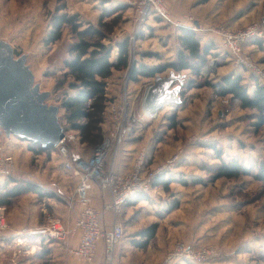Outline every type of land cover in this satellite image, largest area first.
<instances>
[{
    "label": "rangeland",
    "instance_id": "374dc122",
    "mask_svg": "<svg viewBox=\"0 0 264 264\" xmlns=\"http://www.w3.org/2000/svg\"><path fill=\"white\" fill-rule=\"evenodd\" d=\"M140 1L0 0V40L13 47L16 57L27 56L35 82L42 91L51 94L48 103L58 105L68 88L65 85L62 90H56V86L64 80V61L74 39L68 29L52 46L45 47L43 39L49 30L51 15L63 4L66 6L63 13L78 14L83 22L94 25L105 9L125 7L115 12L119 21L106 43L115 44L129 38L131 63L142 62L148 66L168 63L178 48L180 24L197 21L199 27L195 23L193 27L196 31L200 29L198 35L202 42L212 43L214 49L208 55L201 75H189V80L184 79L181 104H173L169 97L171 103H164L156 119L144 116L147 88L156 83L157 77L168 78L170 72L134 82L129 80L127 71H120L114 74L109 85V96L113 99L109 106L115 102L126 105L130 118L124 137L129 141L113 148L108 167L115 164L121 170H128L143 153L146 154L145 168L156 171L172 156L180 154V160L172 170L159 176H176L187 182L173 183L169 191L163 187L153 188L147 202L125 211V216L130 214L129 225L126 226L125 237L117 245L113 264H127L122 256L129 251V242L141 240L137 239V234L153 224L159 227L156 238L150 253L145 252L141 261L151 257L159 259L157 250H160V260H163L177 242H191L216 251L215 260L213 258L207 264H264L262 183L251 176L239 179H214L212 176L224 161L236 160L245 167L264 162V131L257 132L253 125L256 112L242 110L238 100L221 97L217 91L220 80L231 74L241 75L250 92L257 84L264 86V39L262 47L252 46L253 43L249 42L244 48L253 65L250 68L229 58L220 45V37L212 32L219 28L238 30L252 25L264 30V0H168L171 21L161 18L164 22L154 13L140 22L136 11ZM111 19L106 17L104 21ZM148 53L158 57L145 56ZM158 84L156 95H167L177 82L166 87L159 81ZM172 116L174 127L171 125ZM102 128L104 135L112 128L110 117ZM1 132L0 129V139ZM12 138L10 141L16 143L14 152L18 169L13 174L14 178L35 181L44 191L59 198L62 204L72 198L76 179L64 170L58 150L54 148L50 154L37 156L28 152V143L20 145L22 141ZM67 147L74 157H89L95 149V146L77 140L67 142ZM216 150L222 152V159H217ZM60 179L65 180L63 187L58 184ZM174 202L178 207L168 213L167 208ZM2 208L5 215L6 209ZM131 257V261L139 262L135 253Z\"/></svg>",
    "mask_w": 264,
    "mask_h": 264
},
{
    "label": "trees",
    "instance_id": "16d2710c",
    "mask_svg": "<svg viewBox=\"0 0 264 264\" xmlns=\"http://www.w3.org/2000/svg\"><path fill=\"white\" fill-rule=\"evenodd\" d=\"M124 8L105 9L97 25H94L83 22L78 14L63 13L62 11L66 9L65 4H63L51 15L49 30L43 39L44 46L49 47L62 39L66 29L70 30L74 40L68 48L67 58L64 61V80L56 86V90H62L65 85L68 88L64 91L63 98L57 105L60 108L59 120L66 133L70 131L77 133L81 143L95 146V148L105 137L102 125L109 118L108 107L113 101L109 96V85L116 72L127 71L129 80L134 82L142 79H153L167 72L187 73V75L198 77L207 64L208 55L214 49L212 43H202L198 35L199 32L180 26L177 35L178 48L173 61L154 66H148L142 62L131 63L129 38L116 41L115 44L106 43L119 21V16H115V12ZM106 17L112 19L104 21ZM251 42L260 47L263 45L262 40L257 39ZM145 56L158 57L157 54L152 53ZM187 87H190V84ZM218 87L219 96L238 100L242 110L255 111L254 128L257 132L264 131L263 85L257 84L250 92L243 84L241 75L231 74L223 77L218 83ZM181 92L180 97L184 95V91ZM170 119L171 125L174 127V117L172 116ZM28 146L29 150L37 156L50 154L54 150V147L42 148L30 142ZM215 155L217 159H222L220 150H216ZM13 174H4L7 179L0 190V206L10 207L16 198L27 193H35L42 197L53 196V194L44 191L38 184L30 180H19L14 178ZM212 176L214 179H239L243 176H251L262 183L264 187V162H256L254 165L245 167L236 160L228 163L224 161ZM176 181L187 184L183 180H176L173 177L166 178L165 175H161L155 178L153 188L163 187L165 191H169V186ZM135 198L137 201L149 199L146 195H138ZM177 207V202H174L166 211L171 213ZM157 228L158 225L153 224L146 230L139 232L137 236L141 240L134 241L135 246L146 249L155 238ZM101 243L104 246L103 242Z\"/></svg>",
    "mask_w": 264,
    "mask_h": 264
},
{
    "label": "built area",
    "instance_id": "2783aa9c",
    "mask_svg": "<svg viewBox=\"0 0 264 264\" xmlns=\"http://www.w3.org/2000/svg\"><path fill=\"white\" fill-rule=\"evenodd\" d=\"M176 2L177 0H170ZM168 0H141L136 5L138 20L144 22L149 15L171 21ZM182 26V24H180ZM196 31V28H192ZM219 36V42L224 47L228 56L233 58L238 65L253 67L249 58L245 55V45L253 40H263L264 30L256 25L247 26L238 30L224 28L212 31ZM159 80L151 84L150 100H158L156 95ZM219 87H217V90ZM147 96V95H146ZM151 101L149 103H151ZM171 101L169 99L170 104ZM115 102L108 107V116L112 128L107 131L103 141L97 145L89 158L74 157L70 155L67 142L79 141L78 134H68L56 147L58 154L63 159L64 170L76 178L78 184L72 198L66 204L69 209H74L75 204L80 203V211L72 225H65L61 219L46 214L45 222L28 232L31 235H40L48 240L69 244L77 242L70 247L68 252L87 263H93L98 256L99 243L103 242L105 259L104 264H113L117 245L125 237V227L119 221L123 206L138 195L150 196L153 192V182L162 172L172 170L180 160V154L172 156L159 170H147L144 165L145 154H141L131 170L126 173H118L113 167H108L113 148H118L124 141L127 133V120L130 118L126 112V105ZM164 107V105H163ZM162 107V108H163ZM161 109V108H160ZM159 109V110H160ZM159 111L148 116V119H156ZM130 125V124H129ZM1 129V128H0ZM2 130V129H1ZM0 139V174L16 173L18 171L14 156L8 151V138L1 132ZM98 184L101 190L108 195L109 199L103 206V213L92 204L90 192L94 185ZM112 215V225H103L104 213ZM8 229L5 220L4 208L0 207V233ZM216 256V251L208 246L195 243L177 242L174 248L158 264H207Z\"/></svg>",
    "mask_w": 264,
    "mask_h": 264
},
{
    "label": "crops",
    "instance_id": "0c3cea01",
    "mask_svg": "<svg viewBox=\"0 0 264 264\" xmlns=\"http://www.w3.org/2000/svg\"><path fill=\"white\" fill-rule=\"evenodd\" d=\"M161 22H164V21L161 20ZM196 22L197 21H194L193 23H190L188 25L182 22V27H188L192 29L193 24ZM196 32H200V29H198ZM207 42L208 41H203L202 43L206 44ZM245 47H248L247 44L245 45ZM228 57L231 58L230 56ZM174 58H175V55L173 58H171L169 62L173 61ZM227 73H229V71ZM180 74L185 75L186 78L189 80V75H187V73H180ZM112 81H113V78L110 80V83ZM16 139L19 141H22L20 145H24L22 144L24 142L29 143L17 137ZM79 141H80V138H79ZM128 141L129 140H125L122 143V145H124ZM9 144L11 145V147H8L9 148L8 151L12 154L14 152V148H15L14 146L16 145V143L10 141ZM28 149H29V146H28ZM28 152L31 153V151H28ZM12 155L15 158V152ZM77 157H84V156H77ZM89 157H84V158H89ZM132 167L133 166H131L128 170L124 171L116 167L114 164L113 169L118 173H126L129 170H131ZM71 177L73 176L71 175ZM6 179H7L6 175L0 174V187L4 185V183L6 182ZM174 179L181 180L180 178H176V176L174 177ZM32 182L36 184L35 181H32ZM176 182H173V183H176ZM64 183H65V180L60 179L58 181V184L61 185L62 187ZM77 184L78 182L76 180L74 191L77 187ZM39 186L41 187V185ZM49 194H52V193H49ZM90 198H91L92 204L97 208V210L103 213V206L106 202H108L109 197L107 194L105 195V193L101 190L98 184H95L93 189L91 190ZM69 199L64 200L65 202L62 204L60 199L57 198L54 194L51 197L50 196L42 197L35 193H27V194L21 195L18 198H16L10 207H7V208L5 207L6 209L5 215H6V220L8 222V229L0 233V264H101V261L103 264L104 263V260H103L104 246L102 245V243H99L98 256L95 259V262L87 263L81 260L80 258H77L71 255L68 252V249L70 247H74L77 242H71L69 244H65L62 242L48 240L45 237L40 236V235H31L28 233L30 232V230L37 228L43 223L46 214H50V215H53L61 219L62 222L67 226L72 225L75 222V219L77 218L78 213L80 211V203L77 202L75 204V208L71 210L68 208L66 204V202ZM147 201L145 200L137 201L135 198V199L130 200L123 206L122 214H120L119 216V221L124 224L125 229H126V226L129 225L128 221L130 218L129 213L126 216L124 215L125 211L127 210L128 212L131 208H134V206H137L138 204L142 202H147ZM103 225L106 227H110L112 225V215L109 212L104 213ZM139 238L140 237L137 236V239ZM155 238H156V235H155ZM154 239L150 242V244L148 245L146 249H140L136 247L134 243L135 240L133 241V243L129 242L131 244L130 247L127 248V250L129 251L123 254L122 256L123 260L127 264H158L161 261L160 260L161 259L160 250L156 251L157 255L159 256V259L154 260L151 257L147 261L140 260V258L143 256L145 252L150 253L153 247L152 243ZM186 243H191V242H186ZM133 253L137 255L139 262L131 261V258H132L131 256ZM179 264H186V263H179Z\"/></svg>",
    "mask_w": 264,
    "mask_h": 264
},
{
    "label": "water",
    "instance_id": "95a60500",
    "mask_svg": "<svg viewBox=\"0 0 264 264\" xmlns=\"http://www.w3.org/2000/svg\"><path fill=\"white\" fill-rule=\"evenodd\" d=\"M195 25L199 27L196 22ZM183 74L170 73L168 91L173 104H181ZM50 92L42 91L35 82L27 56H15L13 47L0 40V128L5 135L38 145L56 148L65 138L66 131L59 120V106L48 103Z\"/></svg>",
    "mask_w": 264,
    "mask_h": 264
},
{
    "label": "bare ground",
    "instance_id": "6f19581e",
    "mask_svg": "<svg viewBox=\"0 0 264 264\" xmlns=\"http://www.w3.org/2000/svg\"><path fill=\"white\" fill-rule=\"evenodd\" d=\"M159 83L162 86L164 85L165 87L167 86V84H169L168 80H163V81L159 80ZM151 90L152 89H148L146 91L147 96L144 99V105H143L144 111L146 112V114L148 116L154 114L155 111H159V109L163 107L164 103L169 102V100H168L169 99V93L168 92H167V95H165L164 93H162L161 95H158V100H156V101L154 100V102L151 101L150 100ZM167 97H168V99H167ZM150 101H151V103H149Z\"/></svg>",
    "mask_w": 264,
    "mask_h": 264
}]
</instances>
